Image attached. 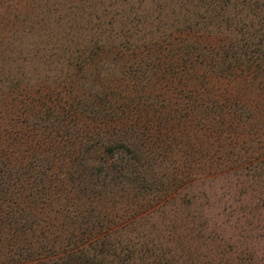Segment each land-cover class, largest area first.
Wrapping results in <instances>:
<instances>
[{
	"label": "trees",
	"instance_id": "1",
	"mask_svg": "<svg viewBox=\"0 0 264 264\" xmlns=\"http://www.w3.org/2000/svg\"><path fill=\"white\" fill-rule=\"evenodd\" d=\"M4 1L7 26L4 14L31 0L9 11ZM171 3L173 32L155 27L146 46L134 45L146 22L132 10L96 18L123 51L73 64L63 102L0 65V264H193L149 238L144 220L169 206L182 216L200 167L203 178L264 177V0ZM220 255L211 264H231Z\"/></svg>",
	"mask_w": 264,
	"mask_h": 264
},
{
	"label": "rangeland",
	"instance_id": "2",
	"mask_svg": "<svg viewBox=\"0 0 264 264\" xmlns=\"http://www.w3.org/2000/svg\"><path fill=\"white\" fill-rule=\"evenodd\" d=\"M4 2L3 9L7 11L12 0ZM171 2L31 0L26 12L14 18L4 14V22L8 25L11 23V26L0 25V60L3 61L0 65L6 64L2 68L9 74L6 77L26 88L49 87L46 88L49 96L55 98L56 93H59L63 102L66 93L63 85L72 78L74 81L78 78V75L71 74L73 64L88 62L91 55L97 59L100 54H108V51L110 55L123 51L116 47L121 38L111 41L105 37L104 27L103 30L93 29L96 18L123 21L131 17L129 9L132 10L146 22L139 35L136 28L134 45L146 46L160 39L156 37L158 34L148 36L155 27L166 25L165 36L168 38L173 32L170 14L174 6ZM187 8L190 10L189 6ZM156 17H159V21L155 20ZM117 23H113L114 28H117ZM154 37L158 39H152ZM126 52L130 53L129 50ZM103 66L99 65L98 68ZM4 90L0 86V94ZM111 162H114L112 168L120 167L123 157L117 154ZM198 169L200 178L187 192L194 198L192 205L182 209L184 219L170 206L164 208L162 213L155 212L143 222L148 225L144 227L147 236L171 249L177 247L173 253L182 259L192 258L195 261L193 264L214 263L218 259L212 258L222 257L220 253L223 254V261L239 264L235 252L240 257L248 252L253 262L264 264V177H256L253 171L231 170L225 173L226 170L203 178L201 167ZM192 214L198 219L189 223ZM198 222L203 226L200 233L202 238L196 235L198 228L195 225ZM165 240L171 241V244ZM179 264L184 262L181 263L180 259Z\"/></svg>",
	"mask_w": 264,
	"mask_h": 264
}]
</instances>
